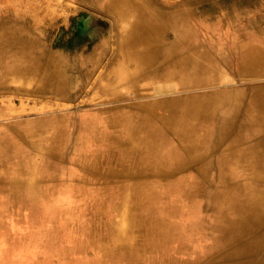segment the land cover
Segmentation results:
<instances>
[{
    "label": "bare ground",
    "instance_id": "bare-ground-1",
    "mask_svg": "<svg viewBox=\"0 0 264 264\" xmlns=\"http://www.w3.org/2000/svg\"><path fill=\"white\" fill-rule=\"evenodd\" d=\"M116 16L127 20L124 12ZM17 23L18 20L0 17V79L19 77L30 83L33 76H40L41 82L31 92L58 97L80 91L96 70L100 50L96 48L90 56H80L70 63L48 52L28 31H18ZM136 28L140 25L132 23L127 32L119 30L117 40L118 53L124 55L120 63L135 71L114 74L110 68L98 79L97 87L105 92L114 83L152 75L158 80L178 79L180 82L175 85L184 90V97L153 103L145 116L121 117L114 112L82 120L77 124L78 146L72 151L83 177L101 181L109 175H123L127 184L112 193V200L115 210L123 206L128 210L133 234L120 245L121 238L113 231L109 218L95 215L81 227L73 214L66 215L62 231L68 238L51 231L49 235L40 234L48 238L43 240L47 243V256L57 253L53 246L58 239L67 242L86 230L84 236L90 244H97L98 239L111 241L102 245L113 264H264V152L257 156L254 149L242 147L244 128H252L254 118L248 121L241 116L238 91L192 93L198 88L202 91L217 86L220 74L216 69L174 68L168 57L163 71L141 66L142 53L131 49L133 45L146 46V41L135 35ZM7 49L20 54V59L9 58L15 68L13 74L2 65L1 53ZM169 87L165 92H170ZM156 109L162 111L160 115L152 114ZM50 130V141H58L63 148V122L54 120ZM87 142L94 144L90 155L82 151ZM17 149L9 141L0 144V162L14 150V156L20 158ZM48 153L58 155L60 150L51 149ZM17 161L14 158L15 165ZM189 164L194 166L191 174L181 175ZM160 192L164 202L158 206ZM1 194L8 197L11 191L0 190ZM41 196L35 194L37 199ZM41 202L27 203L31 216L42 208ZM4 203L6 200L0 204V220ZM32 223L40 229L41 221ZM25 238H30L29 233ZM76 241L79 251L83 243ZM17 243L23 245L25 241L21 237ZM192 243L203 249L200 254L193 250ZM65 251L63 248L60 252Z\"/></svg>",
    "mask_w": 264,
    "mask_h": 264
},
{
    "label": "rangeland",
    "instance_id": "rangeland-1",
    "mask_svg": "<svg viewBox=\"0 0 264 264\" xmlns=\"http://www.w3.org/2000/svg\"><path fill=\"white\" fill-rule=\"evenodd\" d=\"M189 1L194 2V8H198L199 12L204 9L208 11V18H191L193 27L189 22L177 21L167 15V50L173 45H181L185 46V50L188 49V54L194 56L200 49H204L205 41L218 43L224 52L226 67L223 84L206 87L208 89L204 88L206 90L202 91L203 88H198V91L192 93L212 94L221 89L232 93L239 87L238 83L244 86L252 83L264 86V77L255 78L253 70L238 75L237 61V45L239 40L244 39V34L249 33L251 36L255 31H264V0ZM170 7L172 6H167ZM0 17L18 20V31H28L48 52L56 53L70 63H75L80 56H90L96 48L100 50V54L96 56V70L80 91L66 97L31 92L41 82L40 76H33L30 83L19 77L0 79V144L4 145L9 141L12 147H18L20 156L15 157L14 150L0 162V190L11 191L8 197L0 195V204L6 200L0 220V264H113L105 251L111 241L107 240L105 243L98 239L97 244H90L84 236L86 230L75 234L73 240L69 239L67 242L58 239L53 246L57 253L51 256H47V243L43 241L48 238L40 236L44 232L49 235L51 231L57 236L65 235L68 238V234L62 230L67 223L65 217L70 214L75 216L77 225L81 227H85L95 215L109 218L113 231L121 238L118 242L120 245H123L124 238L133 234L128 210L124 206L115 210L112 200V193L127 184L123 175L113 174L112 178L109 175L101 181L82 176V168L76 164L77 157L72 155V151L78 146L75 143L77 124L91 116L114 112L121 117L126 114L145 116L149 113L147 108L151 104L168 98L184 97V90L175 85L174 80H178L176 78H168V83L162 84L147 77H137L128 82L114 83L105 92L97 87L98 79L110 68L114 74L118 71L126 74L135 71L131 66L120 63L124 55L118 53L117 43L119 30L127 32L128 26L133 22L132 16L126 21H117L107 12L83 3V0H0ZM213 48H208L205 52L210 59V66L216 63L212 60L217 56ZM27 51L29 50L26 49L25 52ZM155 51L157 60L153 64L162 66L159 59L162 49L156 47ZM1 54L2 65L13 74L15 68L9 58L20 59L19 52L7 49ZM167 57L171 55L167 53ZM89 65L86 62L87 68ZM195 68L206 70V64H194L192 69ZM170 81L173 82L169 83ZM167 86H170V92H165ZM161 112L156 109L152 114L160 115ZM54 120L63 122V148L58 141L49 139L50 125ZM50 148L58 149L60 153L49 155ZM93 148L94 144L87 142L83 144L82 151L85 150L90 155ZM22 151L24 155L21 156ZM86 157L90 159V156ZM14 158L18 159V165L14 164ZM193 168V164L185 166L181 175H190ZM91 191L92 194H89ZM35 194L43 196L37 199ZM159 194L158 206L164 202V195L162 192ZM31 200H42V208L35 210L33 216L27 205ZM95 205L101 206L100 210ZM31 220L35 223L41 221L38 224L39 230ZM27 233L30 235L29 239L25 238ZM21 237L25 241L23 245L17 243ZM76 240L83 243L79 251ZM206 244L207 242L203 246ZM51 245L49 250L52 252ZM195 245L192 243L193 250L200 254L203 249ZM63 248L66 251L61 253Z\"/></svg>",
    "mask_w": 264,
    "mask_h": 264
},
{
    "label": "crops",
    "instance_id": "crops-1",
    "mask_svg": "<svg viewBox=\"0 0 264 264\" xmlns=\"http://www.w3.org/2000/svg\"><path fill=\"white\" fill-rule=\"evenodd\" d=\"M83 3H87L94 9H101L102 12L108 13L114 17L117 21V13L124 12L127 18L133 17L132 23H138L140 28H136V36L146 41V46L139 47L133 45L132 51L136 50L142 53V57L139 59L142 61L141 66L146 68L156 69L163 71L167 68L166 57L167 53L171 55L168 57L171 59L174 68L189 67L192 68L194 64L205 63L206 68L216 69L219 71L218 84H223V78L226 73L224 52L218 43H210L205 41L206 45L203 50L200 49L194 56L187 53L185 46L173 45L168 50L165 45L167 37L166 18L172 16L177 21L191 23V18H208V11H201L198 8H194L193 1L185 0L181 2H169L167 0H83ZM117 5L118 7H115ZM112 6V7H111ZM167 6H172L167 8ZM198 12V14L196 13ZM141 22V23H140ZM143 26L141 27V25ZM194 27V26H193ZM174 30V29H173ZM179 33H182L181 31ZM249 33L244 34V39L239 40L237 47V61H238V75L245 74L248 70H253L255 78L260 76L264 77V31H255L253 35L249 36ZM252 37V39H249ZM178 42V41H176ZM181 39L179 40V43ZM162 49L161 57L159 58L163 63L162 66L153 64L157 57L155 56V48ZM213 48L216 51L217 56L212 60L215 65H209V57L205 52L208 48ZM172 48V49H171ZM184 48V49H183ZM193 48V47H191ZM128 49V48H127ZM217 49V50H216ZM153 50V51H152ZM175 50V51H174ZM205 50V51H204ZM173 54V55H172ZM150 64H147L149 63ZM145 65V66H144ZM224 65V66H223ZM147 78L152 79L153 82H161L162 84L168 83L167 80H158L152 75H147ZM173 81H170L171 83ZM178 83L180 81H175ZM239 87L236 91L239 92V99L241 102L240 114L242 117L251 120L254 118V125L252 128H244L245 142L242 146L243 149L254 152L258 156L261 152H264V86L257 84H248L244 86L237 84ZM233 93V92H232ZM259 120V122H258Z\"/></svg>",
    "mask_w": 264,
    "mask_h": 264
}]
</instances>
